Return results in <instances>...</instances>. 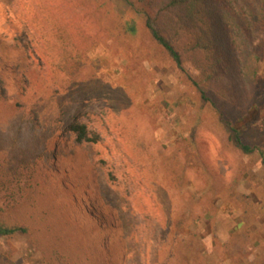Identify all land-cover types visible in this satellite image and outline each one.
I'll return each instance as SVG.
<instances>
[{"label": "rangeland", "instance_id": "1", "mask_svg": "<svg viewBox=\"0 0 264 264\" xmlns=\"http://www.w3.org/2000/svg\"><path fill=\"white\" fill-rule=\"evenodd\" d=\"M63 2L0 0V223L25 229L0 264H264V29L254 84H207L137 0ZM57 13L77 38L44 41Z\"/></svg>", "mask_w": 264, "mask_h": 264}, {"label": "trees", "instance_id": "2", "mask_svg": "<svg viewBox=\"0 0 264 264\" xmlns=\"http://www.w3.org/2000/svg\"><path fill=\"white\" fill-rule=\"evenodd\" d=\"M68 2L69 0H64L62 5L65 6ZM137 2L139 4L137 11L145 15V28L152 41L166 52L181 73L185 72L184 54L190 53L189 59L201 71L204 83L224 80L230 84L236 74L248 79L250 84L255 83L260 56L257 53V46L253 44L258 42L264 29V0H137ZM146 9L152 15L148 16ZM58 11H61V7ZM51 16L53 17L51 22L45 23L50 29L47 30L45 25H38L44 41L48 40V35L49 40L56 41L68 34L78 37L80 33L78 28H75L74 32L67 22L58 21L60 18L58 13ZM184 39L187 43L183 41L181 46L180 42ZM46 45L50 51L53 50L50 43L47 42ZM49 49L47 48L48 53ZM64 49L68 50V46L61 48L63 54H66ZM53 56L49 58L54 62ZM193 84L199 88V84L195 82ZM231 89L232 100L234 90ZM223 92L225 93L224 90ZM201 96L207 101L203 92ZM219 120L233 147L245 155L259 152L257 146H250L242 141L239 128L231 121L224 119L222 114H219ZM71 130L78 133L77 141L92 142L83 126L74 125ZM24 232V228L0 223V237Z\"/></svg>", "mask_w": 264, "mask_h": 264}]
</instances>
